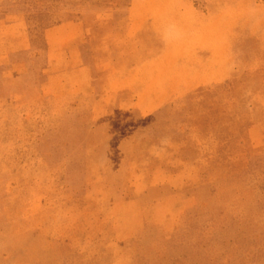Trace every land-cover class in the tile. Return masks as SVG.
<instances>
[{
	"label": "rangeland",
	"instance_id": "1",
	"mask_svg": "<svg viewBox=\"0 0 264 264\" xmlns=\"http://www.w3.org/2000/svg\"><path fill=\"white\" fill-rule=\"evenodd\" d=\"M80 20L88 101L0 68V264H264V0H0Z\"/></svg>",
	"mask_w": 264,
	"mask_h": 264
},
{
	"label": "crops",
	"instance_id": "2",
	"mask_svg": "<svg viewBox=\"0 0 264 264\" xmlns=\"http://www.w3.org/2000/svg\"><path fill=\"white\" fill-rule=\"evenodd\" d=\"M86 32L80 20H68L49 25L42 32L45 65L40 69L43 78L28 82L33 73L32 62L36 45L27 20L20 15L0 17V68L9 80L23 88L18 99L31 105L36 112L41 99L64 110L71 102L88 101L93 115H102V99L93 93L89 64L83 58L82 47Z\"/></svg>",
	"mask_w": 264,
	"mask_h": 264
}]
</instances>
